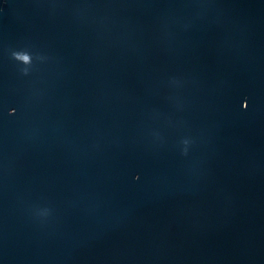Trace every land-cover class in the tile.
<instances>
[{"label": "water", "instance_id": "1", "mask_svg": "<svg viewBox=\"0 0 264 264\" xmlns=\"http://www.w3.org/2000/svg\"><path fill=\"white\" fill-rule=\"evenodd\" d=\"M0 264H264V0H0Z\"/></svg>", "mask_w": 264, "mask_h": 264}, {"label": "clouds", "instance_id": "2", "mask_svg": "<svg viewBox=\"0 0 264 264\" xmlns=\"http://www.w3.org/2000/svg\"><path fill=\"white\" fill-rule=\"evenodd\" d=\"M25 59H28V58L25 57ZM29 63H31L30 60H29ZM243 107H244V109H247V108H248V104H247V102L244 103ZM185 154H187V151H185ZM137 179H138V177H137Z\"/></svg>", "mask_w": 264, "mask_h": 264}]
</instances>
